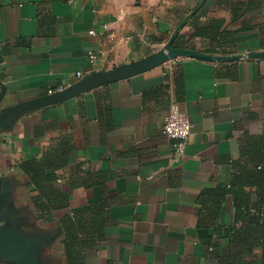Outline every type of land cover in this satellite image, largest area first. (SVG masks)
Listing matches in <instances>:
<instances>
[{
  "label": "crops",
  "instance_id": "crops-1",
  "mask_svg": "<svg viewBox=\"0 0 264 264\" xmlns=\"http://www.w3.org/2000/svg\"><path fill=\"white\" fill-rule=\"evenodd\" d=\"M209 1L0 0V113L170 41L214 57H178L2 125L0 264H229L232 199L206 223L198 198L228 186L264 134V57L246 58L264 52V0H231L241 10L227 15L206 14ZM195 16L224 20L216 52L193 36ZM172 103L192 124L178 160L161 132Z\"/></svg>",
  "mask_w": 264,
  "mask_h": 264
},
{
  "label": "trees",
  "instance_id": "trees-1",
  "mask_svg": "<svg viewBox=\"0 0 264 264\" xmlns=\"http://www.w3.org/2000/svg\"><path fill=\"white\" fill-rule=\"evenodd\" d=\"M193 21V36L208 38L209 52H216L213 46L224 33V20L211 19L207 26H201L196 16ZM231 165L233 174L228 186L206 189L200 194L198 204L201 210L206 212L210 207L211 212L199 218V222L215 223L222 203L230 196L235 225L222 229L220 234L233 249L226 260H230L229 264H241L235 261L256 252H260L264 259V134L249 139L240 152V159Z\"/></svg>",
  "mask_w": 264,
  "mask_h": 264
},
{
  "label": "water",
  "instance_id": "water-1",
  "mask_svg": "<svg viewBox=\"0 0 264 264\" xmlns=\"http://www.w3.org/2000/svg\"><path fill=\"white\" fill-rule=\"evenodd\" d=\"M197 57L203 60L214 59V57L200 56L191 53L187 50L175 49L171 47V41L164 47L160 48L155 54L149 58L139 61L135 64L113 69L107 72L91 73L84 78L77 81L75 84L55 93L35 98L33 100L15 105L2 113H0V127L8 122L10 119L26 112L45 108L48 106L59 104L63 101L76 97L86 91L109 84L114 81L127 79L136 74L147 71L157 65L164 64L171 59L178 57ZM264 52L251 53L246 55L247 59L263 58ZM239 56H224L215 57L216 60H236Z\"/></svg>",
  "mask_w": 264,
  "mask_h": 264
},
{
  "label": "built area",
  "instance_id": "built-area-1",
  "mask_svg": "<svg viewBox=\"0 0 264 264\" xmlns=\"http://www.w3.org/2000/svg\"><path fill=\"white\" fill-rule=\"evenodd\" d=\"M176 59L177 58H174L168 61L171 64V67L175 65ZM96 61L97 56L94 53H89L88 63L94 65ZM91 73V71L85 73L78 72L76 74L77 80L79 81ZM161 132L166 138L176 142L173 144L172 158L173 160L180 159L184 154L185 147L192 132V124L190 123L187 114L182 111L176 103H172L169 106V110L163 120Z\"/></svg>",
  "mask_w": 264,
  "mask_h": 264
},
{
  "label": "rangeland",
  "instance_id": "rangeland-1",
  "mask_svg": "<svg viewBox=\"0 0 264 264\" xmlns=\"http://www.w3.org/2000/svg\"><path fill=\"white\" fill-rule=\"evenodd\" d=\"M230 1L231 0H212L209 1V5L205 8L206 14H214V15H227L230 13H237L240 12L241 9L239 8H230ZM235 1V0H233Z\"/></svg>",
  "mask_w": 264,
  "mask_h": 264
}]
</instances>
